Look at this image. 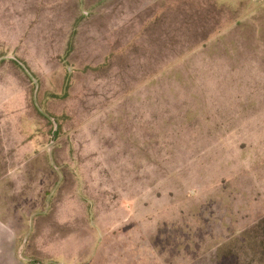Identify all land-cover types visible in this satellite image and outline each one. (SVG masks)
Here are the masks:
<instances>
[{
	"label": "rangeland",
	"instance_id": "rangeland-1",
	"mask_svg": "<svg viewBox=\"0 0 264 264\" xmlns=\"http://www.w3.org/2000/svg\"><path fill=\"white\" fill-rule=\"evenodd\" d=\"M0 218L20 264H264V0H0Z\"/></svg>",
	"mask_w": 264,
	"mask_h": 264
},
{
	"label": "crops",
	"instance_id": "crops-1",
	"mask_svg": "<svg viewBox=\"0 0 264 264\" xmlns=\"http://www.w3.org/2000/svg\"><path fill=\"white\" fill-rule=\"evenodd\" d=\"M0 264H20L15 257L14 235L0 218Z\"/></svg>",
	"mask_w": 264,
	"mask_h": 264
},
{
	"label": "trees",
	"instance_id": "trees-1",
	"mask_svg": "<svg viewBox=\"0 0 264 264\" xmlns=\"http://www.w3.org/2000/svg\"><path fill=\"white\" fill-rule=\"evenodd\" d=\"M261 229L263 230V234H264V222L261 223ZM237 243H239V240H236ZM230 244L227 245H223L222 247H220V249H218V254H217V258L219 260H221L222 258H228V257H234L236 256L237 258H239L238 263L237 264H247L246 260H243L240 256V254H238L237 252H235L231 246H229ZM258 245V251H264V236L260 239V241L254 243L252 241H250V239L248 238V235H245L242 241V247L245 246L246 248L251 249L252 246L255 247ZM249 246V247H248ZM254 252L255 256H259L258 253L254 250L251 249Z\"/></svg>",
	"mask_w": 264,
	"mask_h": 264
}]
</instances>
